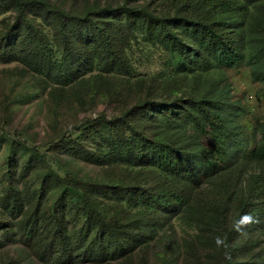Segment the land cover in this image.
Segmentation results:
<instances>
[{
    "label": "trees",
    "instance_id": "1",
    "mask_svg": "<svg viewBox=\"0 0 264 264\" xmlns=\"http://www.w3.org/2000/svg\"><path fill=\"white\" fill-rule=\"evenodd\" d=\"M10 1L17 15L6 30L1 57L9 61L25 48L22 57L27 67L53 75L69 53H78L69 47L63 62L58 64L52 53L45 50L40 25L31 12L45 13L62 38L69 35L71 28H78L79 33L85 32L83 40L89 48H85L88 61L75 72L69 67L68 74L65 71L62 75V84L63 87L70 84L72 90L81 87L90 98L96 90L99 96L111 92L106 87L109 75H130L133 67L129 54L132 41L136 45L138 36L165 48L175 70L170 90L178 89L181 83L189 88L205 81L211 83L207 75L212 70L244 67L250 70L251 79L261 86L264 94V0H161L162 9L172 11L166 15L162 9L158 12L150 9L156 6L154 0L138 6L124 0L117 6L85 5L79 14L82 19L46 0ZM13 30L24 33L18 53L13 51L14 43L9 39ZM94 64L98 73L81 77ZM124 84L126 86L128 81ZM198 89V92L187 91L182 98L164 96L159 101L147 95L133 110L121 115L120 120L116 116L106 121L100 116L92 127L93 133L84 139L94 137L93 134L104 140L103 147L96 146L100 157L98 165L127 166L128 177L131 173L151 172L149 180H152V174L159 172L168 178L158 173L165 181L162 190L149 189L148 193L139 186L127 184L131 180L125 176L109 183L108 188L118 201L137 208L134 221L120 225L118 211L100 199L94 202L91 196L80 193L79 187L84 181L72 182L77 184V190L74 189L77 194L67 193L72 197L69 208L63 205L65 191L56 195L45 211L41 202L43 191L40 188L27 190L23 181L21 189L8 188L4 195L7 208L13 210L1 213V217L10 214L18 217L15 225L13 222L9 225L13 228L10 233L17 235L37 259L46 262L43 264H75L81 260L109 264L107 254L128 257V253L123 251L122 245L118 250L107 246L111 248L95 253L93 240L100 236L102 243L108 242L113 233L136 227L129 244L132 240L136 245L145 244L151 238L146 234L145 217L155 206L168 215L185 212L189 221L199 225L201 233L196 243L219 253L220 264H264L261 256L252 255L254 244L264 242V208L254 209L250 197L242 195L243 191L252 189L259 192V198L264 196V120L253 127L259 137L248 149H243L244 131L236 119L240 110L238 103L226 92L210 97L208 94L212 92ZM82 103L79 101L80 105ZM206 127H211L208 133L213 142L210 146L203 145L198 138V132L206 133ZM76 147L82 151L85 148L81 142ZM251 167L262 170V174L252 172L243 179ZM134 168L137 171L132 172ZM198 176H204L213 190L198 195L197 190L203 186ZM89 186L96 190L92 183ZM104 188L100 186L98 192ZM112 194L103 196L106 199ZM24 202L29 203L25 211ZM2 221L0 219V224ZM203 228L209 234L204 237L205 242H202ZM89 234L94 237L90 239ZM242 237L244 245L240 242ZM73 246L82 254L77 262L75 254L78 252Z\"/></svg>",
    "mask_w": 264,
    "mask_h": 264
},
{
    "label": "rangeland",
    "instance_id": "2",
    "mask_svg": "<svg viewBox=\"0 0 264 264\" xmlns=\"http://www.w3.org/2000/svg\"><path fill=\"white\" fill-rule=\"evenodd\" d=\"M46 1L63 8L70 15L79 16L85 5L117 6L124 0ZM131 3L138 6L150 3V1L131 0ZM160 3L161 0H154L156 6L153 8V5L150 9H155L158 12L162 9ZM162 11L165 15L172 12L166 8H163ZM37 12L32 11L31 14L37 17L36 23L40 25L41 34L46 44L45 50L52 53L56 62L58 64L63 62L62 59L67 54L66 50H69V47L78 55H74L73 52L69 53L65 62L57 68L58 70L53 75L48 74L46 70L35 72L23 61L22 56L26 53V49L24 48L21 54L18 53L19 45L24 41L21 36L24 33L20 30H13L9 39L13 41V51L18 53V56L10 57L9 61L6 60V57H1L2 47L6 45L4 42V38L7 37L6 30L15 21L17 12L14 3L10 0H0V219L3 220L0 224V264L46 263L37 259L35 254L18 240L17 235L10 233V231L13 232V228H10L9 225L12 224L11 222H13L12 225H15L18 217H11V214L1 217V213L12 209L7 208L4 201L6 191L8 188L21 189L23 181L28 186L27 190L36 191L35 188H40L43 191L44 198L41 199V202L45 211H47L51 200L65 191L63 205L65 208H69L72 199L69 194H77L75 192L77 184L73 185L72 182L84 181L83 185L79 187L80 193L91 196V200L94 202L100 199L99 201L109 204V207L118 211L121 216L118 219L120 225L134 221L138 212L137 208L122 204L118 201L116 194H112L108 188L109 183L114 179L122 180L124 176L128 177L126 176L129 172L127 166L98 165L100 157L96 146L103 147L102 141L104 140L93 134L91 136L94 137L84 140L90 133H93L92 127L101 119L100 116L104 117L106 121L111 117L119 118L127 110H133L147 95L157 101L164 96L173 98L177 95L182 98L187 91L198 92L199 87L204 91L212 92L208 94L210 97L217 95L218 92H226L232 101L238 103L240 110L236 119L244 131L242 133L243 149H248L259 137L253 127L264 120V94L261 92V86L251 79L248 68L212 70L207 75L211 83L205 81L202 84H197L198 86L195 85L194 88H189L181 83L178 85V89L170 90L169 86L172 84V75L175 70L173 64L168 60L165 48L147 43L141 36H138L136 45L132 41V49L129 54L133 67L130 75L115 73L109 75L106 87L111 92L106 95L102 93L99 96L96 90V93H92L90 98L84 94V89L81 87L72 90V86H68L70 84L65 87L62 84V75L65 71L68 74L69 67L75 72L84 67L88 61L85 50L89 48H86L83 40L85 32L79 33L78 28H71L69 35L62 38L57 27L50 23L51 20L46 17L45 13ZM78 18L82 19L80 16ZM92 45L90 43L89 47ZM98 71L99 69L94 64L81 77H89L97 74ZM179 77L183 79L182 74H179ZM126 81L128 84L125 86L124 82ZM147 85L151 86L147 88ZM79 101L82 105L79 104ZM210 130L211 127H206V133L198 132V138L205 146H210L213 142L208 133ZM79 136L83 138L79 139ZM79 142L85 146L84 151L76 147ZM76 150H79L80 153ZM102 151L103 149H100V152ZM133 171H137L136 168ZM252 172L262 174V170L251 167V170L243 175V179H247ZM158 173L152 174V180H149L151 172L131 173L128 177L131 182L127 184L139 186L144 190V193H148L149 189L153 190L154 188L162 190L161 185L165 182L162 180L168 178L165 174L159 173L164 178L160 177ZM205 180L204 176H198V182L203 184L197 190L198 195L206 190H213L208 185L210 183ZM89 182L95 187V191L89 186ZM246 184L245 182L244 185ZM100 186L105 188L99 193ZM106 194L110 196L112 194V197L109 196L105 199L103 195ZM242 195L250 197L254 209L264 208V196L259 198L258 191L245 190ZM28 205L29 203L24 202L23 211ZM149 211L145 217L147 221L144 227L148 231L146 234L151 235V238L145 244L136 245L134 240L129 244V239L131 237L133 239L137 231L136 227H129L127 232H124L126 229H123L113 233L112 238L107 239L108 242L102 243L100 236H97L92 243L93 251L100 253L105 247L118 250L122 245L123 251L127 252L129 256H112L109 253L107 254L109 264H220L219 253L207 250L206 246L203 248L196 243V237L201 233L198 229L199 225L189 221L185 212L179 211L168 215L164 211H158L155 206L151 207ZM202 234V242H205L207 238L204 237H208L209 234L204 228ZM88 236L91 239L94 234ZM218 236L214 237L219 238ZM244 241L245 238L242 237L240 239L242 245H244ZM259 243L254 244L256 248L252 250L254 253L252 255L261 256L264 259V242ZM73 248L75 249V246ZM75 251L78 252L76 249ZM75 257L77 258L75 262H77L81 259L82 254L78 252ZM95 263L81 260L75 264Z\"/></svg>",
    "mask_w": 264,
    "mask_h": 264
}]
</instances>
